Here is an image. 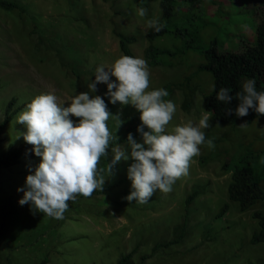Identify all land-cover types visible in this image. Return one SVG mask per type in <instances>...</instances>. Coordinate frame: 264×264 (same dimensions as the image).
Here are the masks:
<instances>
[{
  "label": "rangeland",
  "instance_id": "374dc122",
  "mask_svg": "<svg viewBox=\"0 0 264 264\" xmlns=\"http://www.w3.org/2000/svg\"><path fill=\"white\" fill-rule=\"evenodd\" d=\"M7 1L22 6L25 12L18 16L0 9V121L13 101V115L0 135L1 156L7 147L24 142L22 137L17 138V132L25 129L16 123V117L25 104L48 91H54L59 101L89 91L96 68H107L122 56L113 32L134 36L136 41L129 46L131 55L143 58L149 29L146 21L158 15V0L150 3V12L144 18L137 15L131 0ZM191 8L194 16L189 22L194 27L207 23L201 31L202 40L215 37L221 52L240 53V43L253 38L254 26L264 17V0H226L220 8L228 16H214L215 9L210 12L197 2ZM170 23L168 29H173L178 21ZM29 29H33V35ZM36 37L41 41L40 49L34 45ZM44 44L54 48L47 49ZM180 61L169 67H148L149 90L171 81L182 82V76L200 58L187 52ZM252 73L248 70L239 81L244 83ZM256 74L264 84V70ZM110 81L115 82V77H110ZM189 88V93L183 87L174 88L169 95L177 110L166 131L171 132L188 120L198 123L201 118L202 99L211 89L210 75L197 73ZM96 89L90 94L100 96L108 111L123 121L119 127L114 118L106 122L119 139L124 135L127 118H139L140 113L131 104L110 103L106 84L98 83ZM208 134V139L214 138L215 148L209 150L206 144L201 145L189 174L177 180L170 192L157 190L143 204L127 201L125 197L132 191L127 169L134 161H121L111 176L104 173L106 181L101 192L97 190L87 198L77 195L75 201H69L63 219L50 218L34 211L30 204L18 203L23 192L17 189L24 187L25 177L32 174L40 157L2 169L0 208L9 199L15 213L7 218L0 236V264H117L132 249L135 252L127 264H264V245L248 242L256 230V222L250 216L254 211L264 214V199L239 212L227 200L229 174L220 169L222 163L235 162L247 150L264 151V119L248 125L237 121L217 126ZM134 139L142 143V137ZM114 142L113 139L111 143ZM117 144L130 151L127 141ZM114 146L109 148L107 157H101L98 168L111 162ZM262 175L264 170L260 171ZM115 184L118 185L108 188ZM260 187L264 195V181ZM189 197L192 199L186 205ZM224 207L222 216L215 218ZM171 240L177 242L151 252L154 244ZM141 257L145 258L140 260Z\"/></svg>",
  "mask_w": 264,
  "mask_h": 264
},
{
  "label": "clouds",
  "instance_id": "9594fccd",
  "mask_svg": "<svg viewBox=\"0 0 264 264\" xmlns=\"http://www.w3.org/2000/svg\"><path fill=\"white\" fill-rule=\"evenodd\" d=\"M137 15L146 17L147 9L138 8ZM146 27L159 32L163 24L158 18L148 19ZM110 77H115V82ZM98 83L107 85L110 103L131 104L139 111L141 124L137 131L142 136V143H137L131 133L127 135L130 151L115 143L111 162L102 169L98 168L101 157L109 155L111 142L118 139L106 122L114 118L119 127L123 121L108 111L100 96L90 94L97 90ZM149 84L147 61L122 55L111 66L96 68L95 80L88 84L87 92L75 94L67 101H59L54 91L36 95L16 117V123L25 129L17 132V138L32 145L33 153L40 157L32 174L25 177L24 187L17 189L23 192L18 203L30 204L34 211L50 218L63 219L69 201H75L77 195L87 198L97 190L101 192L106 181L104 173L111 176L116 164L129 159L134 162L127 169L132 189L125 197L127 201L143 204L157 190L170 192L177 180L189 174L201 145L206 144L209 150L215 148L214 138L206 140L204 132L210 127L211 117L209 111L201 108L198 123L188 120L171 132L166 131L176 104L165 99L169 96L167 90H149ZM212 87L215 90V85ZM242 87L243 91L236 93L239 104L235 115L244 117L249 109L264 115V91H257L254 79H247ZM229 92L221 87L216 92L217 101L229 103L233 99Z\"/></svg>",
  "mask_w": 264,
  "mask_h": 264
},
{
  "label": "trees",
  "instance_id": "16d2710c",
  "mask_svg": "<svg viewBox=\"0 0 264 264\" xmlns=\"http://www.w3.org/2000/svg\"><path fill=\"white\" fill-rule=\"evenodd\" d=\"M131 1L135 4L136 9L145 8L147 9V14H149L150 3L153 0ZM194 2H197L199 7L201 3L203 7H206V10H211L210 12H213L212 10L215 9V13L212 14L214 16L220 14L229 15L227 12H222L220 8L226 0H158V15L156 18L163 24V28L159 32L151 28L147 30L145 35L147 46L143 51V59L147 61L148 67L152 68L178 65L181 62V57L187 52H193L199 56L200 62L182 76V82L171 81L162 85L161 88L167 90L169 95L177 87H183L189 93L191 91L189 88L190 82L194 75H197L199 72H205L210 75L211 89L202 99V108L205 111H209L211 117L209 121L210 127L204 130L207 140L209 138L208 132L217 128V126L234 124L237 121H242L248 125L260 118L264 119V115H258L252 109H249L248 115L244 117L235 115V109L239 104V100L236 99V93L243 91V83L239 80L245 77L248 70L253 71V76L250 79L255 80L257 91H264V84L258 81L259 75L256 74V71L264 70V17L254 26L253 38L251 39L250 37L240 43V46L242 45L240 53H233L232 51L221 52L217 50V47L221 45L215 37H210L207 41L202 40L201 31L206 27L205 24L207 23L194 27L189 22L194 16V11L191 8V4ZM0 9L5 12H13L18 16L23 15L25 12L22 6L7 0H0ZM170 21H178L173 29H168V26L172 24ZM208 25L215 26V24L211 23ZM29 34H34L33 29H29ZM113 34L117 40L118 49L121 54L132 57L129 46L135 43L136 38L132 35L119 32H113ZM244 38L247 37L244 36ZM35 39L34 45L37 49H40L41 41L39 37ZM44 46L47 49L54 48L51 44H44ZM213 85H215V90H213ZM221 87L229 89V95L233 97L227 104L216 99V92ZM168 97L165 99H168ZM12 103L13 101L4 110L3 118L0 121V135L13 115V111L11 110ZM228 109L232 111L228 112ZM140 124L141 121L136 116L127 118L124 135L114 143H111L110 147L115 143L126 142L129 133L132 134L133 138L142 137L140 132L137 131ZM147 130V128L144 129V131ZM249 144L247 143L246 148L249 147ZM263 156V150H247V153L239 156L235 162L222 163L220 165V169L229 174V181L226 187L227 200L234 203L239 212L249 210L257 202L264 199L263 191L260 187V182L264 181V175L260 176V171L264 170V164L262 163V161L264 162ZM36 157L30 148V144L26 142L16 147L9 146L5 154L0 155V172L2 169H9L17 165L21 160H31ZM117 185L115 184L108 188L116 187ZM191 197L185 201L186 205L192 199ZM225 208L215 218L221 217ZM14 213L15 211L10 200L6 199L0 208V236L5 230L7 218ZM250 217L256 222V230L250 234L248 242L252 245H264V214L254 211ZM176 242L175 240H171L165 243H156L153 245L151 252L153 253L160 248H167ZM134 252L135 249H132L128 254L122 256L117 261V264H127V261ZM144 258L141 257L140 260Z\"/></svg>",
  "mask_w": 264,
  "mask_h": 264
}]
</instances>
